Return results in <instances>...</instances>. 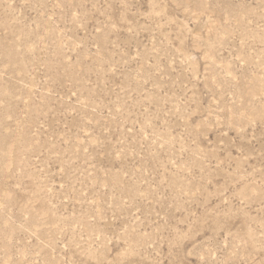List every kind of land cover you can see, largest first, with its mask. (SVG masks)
Returning a JSON list of instances; mask_svg holds the SVG:
<instances>
[{
	"label": "rangeland",
	"instance_id": "374dc122",
	"mask_svg": "<svg viewBox=\"0 0 264 264\" xmlns=\"http://www.w3.org/2000/svg\"><path fill=\"white\" fill-rule=\"evenodd\" d=\"M0 264H264V0H0Z\"/></svg>",
	"mask_w": 264,
	"mask_h": 264
}]
</instances>
